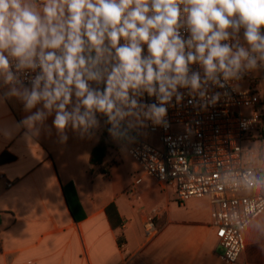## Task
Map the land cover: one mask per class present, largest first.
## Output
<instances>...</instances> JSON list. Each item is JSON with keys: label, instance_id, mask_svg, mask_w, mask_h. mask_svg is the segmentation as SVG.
Wrapping results in <instances>:
<instances>
[{"label": "clouds", "instance_id": "9594fccd", "mask_svg": "<svg viewBox=\"0 0 264 264\" xmlns=\"http://www.w3.org/2000/svg\"><path fill=\"white\" fill-rule=\"evenodd\" d=\"M259 69L264 0H0V102L22 103L15 129L29 141L52 128L59 143L69 130L91 139L108 126L131 144L149 122L167 127L185 94L206 111ZM259 143L242 150L247 166L218 174L221 187L260 194L254 213L264 206ZM252 227L264 233V220Z\"/></svg>", "mask_w": 264, "mask_h": 264}, {"label": "crops", "instance_id": "0c3cea01", "mask_svg": "<svg viewBox=\"0 0 264 264\" xmlns=\"http://www.w3.org/2000/svg\"><path fill=\"white\" fill-rule=\"evenodd\" d=\"M27 114L16 98L0 102V156L14 157L0 164V264H231L222 257L208 198L180 204L174 187L164 189L130 156L133 143L107 140V126L91 139L69 130L59 143L52 128L26 140L15 124ZM103 138L107 155L92 165ZM133 161L138 167H129ZM111 204L119 214L114 222ZM148 215L160 229L151 241L143 229ZM258 220L264 214L252 225ZM252 225L240 264H264V233Z\"/></svg>", "mask_w": 264, "mask_h": 264}, {"label": "built area", "instance_id": "2783aa9c", "mask_svg": "<svg viewBox=\"0 0 264 264\" xmlns=\"http://www.w3.org/2000/svg\"><path fill=\"white\" fill-rule=\"evenodd\" d=\"M144 49L146 54V45ZM234 83L238 84V90L229 87V98L222 97L206 111L194 108L185 94L180 105L168 108L167 127L149 122L146 128L135 131L140 136L157 135L158 146L141 137L128 147V152L160 186L174 187L180 204L208 198L213 206V226L222 257L231 264H240L239 258L246 248L245 232L264 214V206L255 208L254 213L251 201L259 203L262 197L221 187L218 174L247 166V161L242 159L244 141L262 136L264 105L255 71ZM223 91L213 89V92ZM144 99L149 103L154 101L147 96ZM243 108H251L253 114H243ZM143 229L149 241L159 234L155 215L146 217Z\"/></svg>", "mask_w": 264, "mask_h": 264}, {"label": "trees", "instance_id": "16d2710c", "mask_svg": "<svg viewBox=\"0 0 264 264\" xmlns=\"http://www.w3.org/2000/svg\"><path fill=\"white\" fill-rule=\"evenodd\" d=\"M264 75V74H263ZM264 80V76H263ZM260 82H258L259 84ZM261 85V84H260ZM262 90V103L264 105V88ZM262 136H264V116H263V130H262ZM139 139L135 136V142L138 141ZM122 143V142H121ZM107 155V145L105 142V139H101L99 144L93 149L92 156H91V164L92 165H101L104 162V159ZM14 157L8 153H5L0 156V164L7 162V161H12ZM107 213L110 217V219L114 222L116 219L119 218V214L117 211V208L114 204H111L107 208Z\"/></svg>", "mask_w": 264, "mask_h": 264}, {"label": "rangeland", "instance_id": "374dc122", "mask_svg": "<svg viewBox=\"0 0 264 264\" xmlns=\"http://www.w3.org/2000/svg\"><path fill=\"white\" fill-rule=\"evenodd\" d=\"M263 74L264 73H263V70L262 69H259V70L255 71L256 80H258V82H260L259 83L260 89H263L264 88V80H263V76L264 75ZM242 113L245 114V115H252L253 114L251 108H243L242 109ZM107 127L104 129V135L107 137V140H113L111 138V136L109 135V133H108ZM144 139L147 142H150V143L158 146V136L157 135H151V136H149V135L145 134L144 135ZM256 141H261V143H259V144L256 145V147L258 149L261 148V147H264V136H256V138L253 139V140L246 139L244 141V146L245 147H248V146L251 147ZM129 167L135 168V167H138V165H137L136 162H134V163L131 162V163H129Z\"/></svg>", "mask_w": 264, "mask_h": 264}]
</instances>
